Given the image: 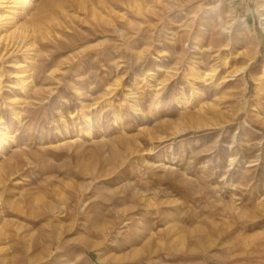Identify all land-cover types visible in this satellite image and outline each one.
I'll return each instance as SVG.
<instances>
[{
  "label": "rangeland",
  "instance_id": "374dc122",
  "mask_svg": "<svg viewBox=\"0 0 264 264\" xmlns=\"http://www.w3.org/2000/svg\"><path fill=\"white\" fill-rule=\"evenodd\" d=\"M14 1L0 264H264V0Z\"/></svg>",
  "mask_w": 264,
  "mask_h": 264
},
{
  "label": "bare ground",
  "instance_id": "6f19581e",
  "mask_svg": "<svg viewBox=\"0 0 264 264\" xmlns=\"http://www.w3.org/2000/svg\"><path fill=\"white\" fill-rule=\"evenodd\" d=\"M25 1H27V0H25ZM15 3H21V2H23V0H15L14 1ZM26 3V2H25ZM15 6H16V4H15ZM246 68V67H245ZM245 68H243V69H241L242 70V72L243 71H245ZM2 132H1V130H0V134H1Z\"/></svg>",
  "mask_w": 264,
  "mask_h": 264
}]
</instances>
